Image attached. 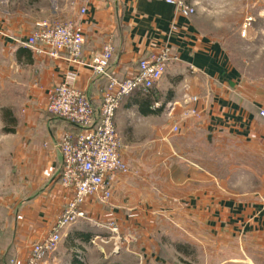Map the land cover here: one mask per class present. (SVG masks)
<instances>
[{"label":"crops","instance_id":"obj_1","mask_svg":"<svg viewBox=\"0 0 264 264\" xmlns=\"http://www.w3.org/2000/svg\"><path fill=\"white\" fill-rule=\"evenodd\" d=\"M186 1L195 7L188 18L164 0H0V99L28 100L21 110L13 106L4 110L17 124L9 127L12 132L4 131L1 116L0 163L9 173L0 184V264H9L12 256L25 263L31 244L50 233L66 204L68 194L58 183V145L65 133L74 130L47 112V92L68 73H76V86L87 91L97 109L107 82L71 62L67 54L50 58L22 46L34 24L43 20L79 24L84 60L110 43L113 56L107 73L119 80L132 76L140 59L163 47L179 58L154 86L155 107L164 102L162 111L142 116L131 103L125 108L134 109L139 122L168 119L135 125V132L144 125L140 130H149L155 138H150V153L121 151L129 172L115 178L109 202L89 199L81 207L86 218L63 230L68 262L82 264L84 254H78L77 246L84 250L97 241L96 247L108 255L112 248L125 249L158 264L164 246L161 237H167L166 223H171L177 227L170 226L172 237L196 246L202 264H264V119L259 116L264 111V73L253 70L258 56L252 59L246 52L237 59L223 39L224 34H239L245 25L244 38L251 41L246 42L247 49L256 45V37L262 40L264 0H246L245 10L218 14L203 11L202 4L227 0ZM225 16L239 18L242 26L222 28ZM185 95L198 98L194 107L199 117L185 116L179 104L168 115L167 105L182 102ZM173 125L178 128L175 134ZM236 147L246 152V182L238 190L231 187L238 186L241 178L237 165L224 179L212 169L223 161L215 152L219 156L223 151L226 162L238 164L241 155ZM206 153L212 156L208 161ZM207 164L213 165L207 168ZM232 177L236 181L228 183ZM111 224L117 235L110 234ZM99 256L91 251L86 258Z\"/></svg>","mask_w":264,"mask_h":264},{"label":"built area","instance_id":"obj_2","mask_svg":"<svg viewBox=\"0 0 264 264\" xmlns=\"http://www.w3.org/2000/svg\"><path fill=\"white\" fill-rule=\"evenodd\" d=\"M164 2L172 5L182 17L188 18L195 14V7L186 0ZM80 13L84 14L85 9H81ZM241 35L245 36L244 29ZM21 44L34 54L50 58L67 54L71 62L89 68L93 76L105 77L107 81L97 109L93 107L87 91L76 86V73H68L47 92V112L79 130L65 133L58 145L61 155L58 183L68 194L65 207L50 233L32 244L26 262L22 263L45 264V257L56 249L61 240L62 231L86 218L81 207L89 199L108 203L114 192L115 178L128 173V166L120 153L121 143L115 127V113L120 103L135 92L148 94L162 78L166 68L178 62L179 58L169 47H163L157 53L140 59L132 76L119 80L107 73L113 56L112 45L106 43L87 60L82 59L83 31L79 24L72 21L36 22ZM197 101L196 96L185 95L182 102L169 103L167 113L171 115L179 104L185 108V116L199 117V111L194 107ZM259 116L264 119L263 110ZM171 132L177 133V126L173 125ZM108 230L118 234L114 224L108 226ZM9 264L21 263L14 258Z\"/></svg>","mask_w":264,"mask_h":264},{"label":"rangeland","instance_id":"obj_3","mask_svg":"<svg viewBox=\"0 0 264 264\" xmlns=\"http://www.w3.org/2000/svg\"><path fill=\"white\" fill-rule=\"evenodd\" d=\"M260 5H261V3H260ZM246 6H247L246 0H227V1H223L221 3L205 2L202 4V9L205 12L209 11L211 14H214V13L218 14V12L222 13L225 11L228 12V11H232V10L237 11V12H241V11L245 10ZM262 6L264 7V4ZM253 7H254L253 9L256 10L257 9V3L254 2ZM214 20L216 21V17L214 18ZM221 21H222V28L238 29L242 26V24H239L240 23L239 18L232 19L230 17H226V18H223V20H221ZM209 26L210 25L207 22V27H209ZM243 29L246 31L245 25L242 26L239 34L233 33L231 36L224 34L223 39L225 40L226 46L228 47L230 52L237 59H243L242 56L244 54H246V52L248 55H250L252 57V59L254 56L255 57L258 56L257 63H255L253 70L255 72L259 70V71L264 73V44H263L264 43V36H261L262 40H261V38H259V36L256 37L255 38V41H257L256 45L250 47V49H247L246 42L250 43L251 41H246L244 36L242 39H240V37L242 36L241 33H242ZM239 57H241V58H239ZM254 71H253V73H254ZM152 90L153 91L155 90L154 87ZM134 95H136V94H132V95L126 97L125 99H123L119 105V108L117 109V111L115 113V127H116V131H117V134L120 138V143H121L120 153H121V151L124 152V150H127L128 152H130L133 155L149 154L150 148L153 145V142L150 141V138L152 137L154 139V141H155V138L153 136H151L149 130H146V129H145V131L140 130L141 128L142 129L146 128V127H143L144 125H142L141 127H137V131L135 132V128H136L135 125L139 124L140 122H145L144 124L151 123V122L152 123H158V122L163 123V122H166L168 118L167 117H166L167 119L165 117H160V118L157 117V118H152V119L147 118L146 120H141L139 122L138 115L135 113L134 109H130L129 111H127L125 109L128 106V104L131 103V98H133ZM27 105H28V100L27 101L24 99L7 100V99L1 98L0 99V122H1V116L3 118V123L1 122V126H3V128H9L10 126L12 127L13 125H17L16 123L15 124L10 123V121L7 119V117L5 115L4 110L10 109L12 106L21 110ZM68 124L72 127L74 132L79 130L78 127L73 126L70 123H68ZM127 142L134 143L136 145V147H133V146L127 147L125 144ZM144 142H147L148 146H142V147L138 146L139 144H142ZM140 149H142V152L138 153L137 150H140ZM199 150H201V148H199ZM236 150H237L238 154L241 155V158H239V160H238V164L233 163V162H232V164H230V163L226 162L225 156H223V151L220 152L222 154H220L219 156L216 155L218 152H215L214 153L215 157L222 158L223 161L214 163L215 167L212 169H213V171L217 172V174L220 176V179H224L225 177H227L228 170L230 169V167H234V165H237V167H238L237 175L239 178L240 177L241 178L238 179V181H236V178L232 177L231 179L228 178L226 181L228 183H234L236 181L238 183V186L237 185L233 186L231 184L230 185L232 188H235L236 190H238V188H240L241 184H244V182H246V179L244 178L245 177V165H246V160H245L246 159V152H245L244 147H236ZM208 151H209V149H207V153H208ZM198 153L201 156V151H198ZM207 153H206V157H205L206 161H208L212 158V156H210V154H207ZM212 165L213 164H207L205 166L207 168H209L210 166L212 167ZM5 166H6L5 163H0V184L2 183V181L4 182L6 176L9 173L4 169ZM128 172H129V166H128ZM222 181H224V180H222ZM243 189L244 188H241V190H243ZM2 190H4V188ZM1 197H4V196H1ZM178 216H180V215H178ZM166 224H167V226H166L167 230L166 231H167L168 235H167V237H164V236L161 237V240L163 241L164 246L159 249L160 252H158V253L162 256V259L160 260L161 262H158V264H202V261L200 258V252L197 250L196 246H191L188 244H182L179 241V239H177V237L173 238L172 236L174 233H173L171 227H174V226L171 223H170V225H168V223H166ZM71 225H73V224H71ZM70 226H68V227H70ZM174 228H177V227L175 226ZM178 230H179V232H181L180 228H178ZM175 232H176V230H175ZM62 233H63V231H62ZM207 233H209V232H207ZM110 234L112 235V232ZM173 239L175 241H172ZM176 240H178V241H176ZM93 241L95 242L96 239L93 238ZM63 242L64 241H62V234H61V240L59 241L56 249L51 253L52 255L48 259V264H70L68 262L69 255H67V259H66V254H65V253H68V250L65 251L66 248L65 249L63 248V245H64ZM96 242L90 243V245L86 246L84 248V250H81L80 245L77 246L78 247V254L79 255L84 254V257H83L84 259H83L82 264H107L108 261L110 264H117L118 262H121L123 264H139L140 261H141V264H150V262H149L150 259H148L145 262L144 258L139 259L137 256H134L131 253H128V251H126L125 249H121L119 251L117 249L114 252L115 249L112 248L110 254L108 255L106 253V251H105V253L101 252L99 249L100 247L99 248L96 247V246H98ZM31 246H32V244H31ZM99 246H101V243H99ZM60 247H62V248H60ZM73 247L75 248L76 244ZM74 248H73V250H74ZM97 249H99V252L96 251ZM30 250H31V247L29 249V252H30ZM91 251H93L94 253L95 252L99 253L100 256H99L98 260H97V258L94 260H89V258L88 259L86 258L87 255ZM118 252H119V255H118ZM54 257H55V259H54ZM11 259H14V256H12L10 258V260ZM150 261H152V260H150ZM154 262H152V264H155ZM208 263L209 262L207 261L206 264H208Z\"/></svg>","mask_w":264,"mask_h":264},{"label":"trees","instance_id":"obj_4","mask_svg":"<svg viewBox=\"0 0 264 264\" xmlns=\"http://www.w3.org/2000/svg\"><path fill=\"white\" fill-rule=\"evenodd\" d=\"M107 83V82H106ZM106 86V85H105ZM153 89V88H152ZM150 90L148 94H143L141 92H135L134 97L131 98V103L138 107V112L142 116L155 115L156 113L162 111L164 107V102L161 103L158 107H155L157 98L154 96L153 90ZM10 123H13V120H9ZM5 132H12V128H5Z\"/></svg>","mask_w":264,"mask_h":264}]
</instances>
